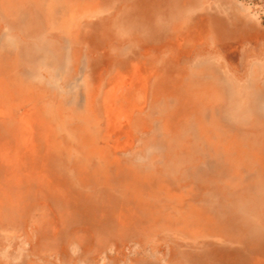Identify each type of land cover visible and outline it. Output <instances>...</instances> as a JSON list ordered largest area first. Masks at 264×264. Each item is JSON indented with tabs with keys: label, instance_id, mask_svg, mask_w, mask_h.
Returning a JSON list of instances; mask_svg holds the SVG:
<instances>
[{
	"label": "rangeland",
	"instance_id": "obj_1",
	"mask_svg": "<svg viewBox=\"0 0 264 264\" xmlns=\"http://www.w3.org/2000/svg\"><path fill=\"white\" fill-rule=\"evenodd\" d=\"M0 264H264V0H0Z\"/></svg>",
	"mask_w": 264,
	"mask_h": 264
}]
</instances>
